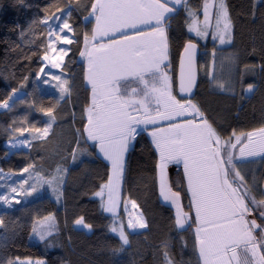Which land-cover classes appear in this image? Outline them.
<instances>
[{"label": "trees", "instance_id": "16d2710c", "mask_svg": "<svg viewBox=\"0 0 264 264\" xmlns=\"http://www.w3.org/2000/svg\"><path fill=\"white\" fill-rule=\"evenodd\" d=\"M94 2L0 0V103L9 101L14 89L22 93L0 111V164L10 172L9 178L0 181V195L11 200V204L0 201L4 220L0 264L17 257L45 259L48 264H166L165 251L173 264H203L185 172L178 168L168 175L170 188L179 193L182 208L190 216V223L180 229L174 208L161 200L159 156L145 130L136 133L126 155L119 214H107L104 199L96 195L107 185L111 168L85 131L91 88L86 84L80 52L84 37L91 35L94 26L89 18ZM226 4L233 27L228 46H218L211 30L205 42L190 32L193 19L203 15L205 0H183L166 22L173 96L187 101L177 87L176 70L185 44L193 40L201 53L192 101L222 141L232 137L236 143L233 132L239 136L264 127V0H226ZM65 20L72 31L60 33ZM56 34L67 35L73 42L56 41ZM51 41H56L57 50L64 47L67 52L60 71L43 60L45 46ZM53 75H60V80L52 79ZM64 80L68 83L63 84ZM61 88L69 89L63 98ZM17 125L24 129L21 137L26 146L10 151L4 145L5 131ZM245 141L242 136L241 144ZM241 144L231 150L233 164L247 181L251 195L264 199V155L243 160ZM57 167L66 171L61 173L62 183L51 191L41 182L43 177H53ZM25 168L29 171L24 172ZM12 187L16 193H11ZM249 206L257 223L264 224L259 215L264 208ZM134 214L142 215L146 228L127 227L129 215ZM81 218L83 224L77 225ZM120 222L128 236L127 245L111 231ZM34 226L49 234L41 240L33 232Z\"/></svg>", "mask_w": 264, "mask_h": 264}, {"label": "snow or ice", "instance_id": "6c2138e0", "mask_svg": "<svg viewBox=\"0 0 264 264\" xmlns=\"http://www.w3.org/2000/svg\"><path fill=\"white\" fill-rule=\"evenodd\" d=\"M169 3L179 5L182 0H95L93 3V12L99 13L96 16L97 26L93 30V40L98 38L103 40L110 31H119L120 28L137 29V25L149 26L151 32L147 34L146 39L133 40L120 49L99 43L93 51L87 53L89 68L86 79L92 86L93 98L92 105L88 109V125L85 126V131L89 139L99 142L100 150L112 162L113 173L118 177L123 171V152L134 139L137 126L154 122L148 107L153 99L157 109L163 103L165 109L170 110L160 113L161 119L168 120L172 114L184 116L191 109L189 114L193 115L194 119L172 125L163 142L156 133H153L154 143L160 150L161 194L164 195L165 200L171 199L175 203L179 193H172L168 188L163 170L169 160L177 162L182 160L188 189L191 192V204L196 211V220L198 224L203 225L196 230L199 256L203 264H264V224H258L255 219H247L253 211L249 204L261 209L264 208V199L257 200L251 195L247 181L233 164L231 151L237 144H241L243 136L247 142L241 144L240 157H253L264 153V127L256 130L262 138L259 142L254 140L253 132L241 133L239 136L233 132L236 143H232V137L222 141L212 123L197 105L190 100L181 103L171 95L170 78L161 70V65L167 60L168 52L166 21L174 12L173 8L168 7ZM212 6L215 8L216 19L214 36H218L220 42L224 43L226 38L231 39V19L226 0H212ZM208 9L209 3L205 0L203 30L200 27H190V30L195 31L198 36L207 34ZM65 29L68 32L72 31L67 20L59 29L60 33ZM53 35L54 33L50 31L49 37ZM56 41H63L65 44L73 42L67 35L59 34H56ZM56 41H51L45 46L43 57L52 68H59L64 56L67 55L64 47L57 50L54 46ZM87 42L86 36V45ZM194 49L195 45L191 43L185 47V52H189L186 87L184 60L181 59V91L191 92L195 83L190 51ZM49 51L53 55L50 56ZM81 55L85 53L82 52ZM145 74L151 77V84L145 78ZM130 77L135 78L142 87L132 88L130 92L126 90L124 95H120L121 83H127ZM52 79L60 80V76L53 75ZM157 81L160 82L161 87L156 86ZM45 83L48 81L45 80ZM67 83V80L63 81V84ZM220 87L223 88V85ZM248 90H252V85H249ZM15 91L14 89L13 92ZM68 92V88H61V98ZM0 107L7 108L8 102L0 103ZM141 109L144 119H138L133 114L139 113ZM50 128L51 124L43 130L44 136H47ZM257 143L258 148L250 147ZM31 167L30 165L29 168ZM23 171L28 172L29 169L25 168ZM63 171L66 170L57 167L56 174L44 183L49 185L62 183ZM111 185L110 176L108 184L103 187H108L111 193ZM31 187L34 191L35 185ZM166 188L169 194H165ZM10 191L16 193L17 189L12 187ZM30 194L31 192L25 193V195ZM96 195H102V192ZM109 199L111 201V196ZM0 201L11 204V200L4 195H0ZM132 204L133 207L136 206L135 201H132ZM113 209L114 206H106L104 210L113 212ZM259 215L264 219V210L259 211ZM183 216L184 219L181 218L180 213L177 214L178 226L182 227L187 219V214ZM75 223L82 225L83 218ZM3 226L4 220L0 217V227ZM127 227L143 229L147 224L141 215L135 221L129 219ZM123 228V225L119 228L114 226L111 231L118 232L122 245H127L129 240ZM33 232L39 235L41 240L49 234L38 230L36 226L33 227ZM164 255L166 264H173L167 251ZM7 264H32V262L17 257L15 260H9ZM35 264H44V262L36 261Z\"/></svg>", "mask_w": 264, "mask_h": 264}, {"label": "rangeland", "instance_id": "374dc122", "mask_svg": "<svg viewBox=\"0 0 264 264\" xmlns=\"http://www.w3.org/2000/svg\"><path fill=\"white\" fill-rule=\"evenodd\" d=\"M208 3H209V9H208L209 18H208L207 34L204 35V36H198L195 31L190 30V32L194 36L199 38L202 42H205L208 39V36H210V30H211L212 31V39L217 42L218 46H228V45H230L232 43V39H233L232 23H231V39L228 40L226 38L225 42L221 43L220 39L218 38V36H214V33L216 31V29H215V23H216L215 8L212 6V0H208ZM182 4H183V0H182V3L179 4L178 6H180V8H181ZM204 22H205V13L203 11V15L200 18L195 17L193 19V22H192L190 27H192V28L200 27L203 30ZM19 96L20 95H18V97ZM12 98H13V96H12ZM12 98H11L10 101H12ZM187 101H189V100H187ZM187 101H180V102L181 103H186ZM190 101L193 103L192 100H190ZM149 111H150L151 116L153 117L154 122L148 123V124H140V125H138L136 133L138 131L145 130L148 133L150 139L153 141V143H154L153 133H156L161 138V141L163 142V140L166 138L167 131L170 129V127L172 125L185 123L186 120L194 119L193 115L189 114V113H191V109L189 110V113H186L184 116H175L174 114H172L171 118L168 119V120L161 119V117L159 115L160 113H165L167 111H170L168 109H165L164 105H162V104L159 105L158 109H157V107L149 108ZM133 114L136 115L138 119H144V114H143V110L142 109L140 110L139 113H133ZM23 130L24 129L21 128V125H19V126L17 125V126L11 127L10 129H6V131H5V134H6V138L5 139H6V141H5L4 145L10 151H13L15 149L21 148L22 146L24 147L26 145V141L21 137V134H23L22 133ZM253 133H254V140L259 142L262 139L260 137L259 133L256 132V131L253 132ZM87 137H88V133H87ZM89 140H91L92 143H94V144L100 145L98 141H95V140H92V139H89ZM246 142L247 141H245V143ZM131 143H132V140L129 142L128 147H130ZM154 145L156 147L155 143H154ZM128 147H127V150H128ZM250 147L258 148L259 144L257 143L256 145H250ZM127 150L123 152V171L120 173V175L118 177L116 175H114V173H113L112 162L105 157V155H104V153L102 151L99 152L100 156L106 162H108L110 164V168H111L110 169V176L112 177V185H111L112 191H111V193H110L108 187H104V189L102 191V195H100V197H102L104 199L103 200V208L104 209H105L106 206H114L113 212H108V211H105V212L107 214H110V215L115 216V217L119 214L120 207H121L122 178H123V172H124V168H125V160H126ZM157 152H158V156H159V165L158 166H159L160 176H161V169H160L161 158H160V150L158 148H157ZM239 152H240V150H239ZM260 155H264V153H261V154H259L257 156H260ZM257 156L241 157V159L246 160V159L254 158V157H257ZM178 168H181V169L184 170V164H183L182 160H180L179 162H177L175 160H169L166 163V166H165L163 171H164V176H165L168 188H170L169 179H168L169 176L168 175H169V173L171 171L177 170ZM9 177H10V172L5 171L1 167V164H0V181L5 180V179H7ZM51 178L52 177H43L41 184L43 185V187H48L49 190L54 191V189L55 190L57 189V185L59 183H55V184H52V185L44 183L45 180H50ZM186 179H187V177H186ZM159 187H160L161 200L165 204H167V205H169V206L174 208L175 213H176V217H177V214L180 213L181 214V218L184 219L183 214H187V213L182 208V205H181V202H180V197L179 196L176 197L175 203H173V201L171 199L165 200L164 199V195L161 194V186L159 185ZM171 192L175 193L174 191H172V189H171ZM189 193H190V198H191L190 190H189ZM165 194H169L167 188L165 189ZM110 196H111V201L109 199ZM193 211H194V215L196 217V211H195L194 207H193ZM128 218L132 219L133 221H135V219L137 218V215L136 214L129 215ZM247 219H249V220L255 219V214H254L253 211L247 217ZM196 222H197V220H196ZM189 223H190V216H189V214H187V219H185V222H184L183 226L182 227L179 226V228L182 229V228L186 227ZM121 225H122V223L120 222V225H118L117 228H119ZM202 226L203 225H200V224L197 223L195 231L197 230L198 227H202ZM123 230H124V228H123ZM116 233L119 236L118 232H116ZM196 235H197V231H196ZM201 235H203V234H201ZM198 249H199V245H198ZM20 259L21 260H30L32 262V264H35L36 261H43L44 264H48L45 259H33V258H20Z\"/></svg>", "mask_w": 264, "mask_h": 264}, {"label": "crops", "instance_id": "0c3cea01", "mask_svg": "<svg viewBox=\"0 0 264 264\" xmlns=\"http://www.w3.org/2000/svg\"><path fill=\"white\" fill-rule=\"evenodd\" d=\"M95 3V2H94ZM168 7L170 8H173L174 9V12L170 14V16L172 14H174L176 12V10L178 8H180V6H178L177 4H174V3H169L168 4ZM99 15L98 12H93V9L91 11V14H90V17L91 19L94 20V26H93V29H92V33L90 36H87L88 38V42H87V45L85 43V37L83 39V46H82V50L80 52V58L82 59V61L85 62V79H86V75H87V72H88V68H89V63H88V55L87 53L89 51H93L95 47H97L99 45V43H103L104 45H110L113 49H120L124 46H126L127 44H129L130 42H132L133 40H141V39H146L147 38V34L149 32H151V28L149 26H146V25H137V29H131V28H120L119 31H110L108 36L103 38V40H100L99 38L97 40H93V30L96 28L97 26V21H96V16ZM169 24L166 22V32H167V38H168V52H167V60L164 61V63L161 65V70L167 74V76L170 78V90H171V95L173 96V93H172V81H171V75H170V63H171V55H170V44H169V31H168V27ZM85 53V55H81V53ZM49 55H53V53H51V51H49ZM58 58V56H57ZM44 60V59H43ZM64 62H65V58L63 59V62L61 63L60 67L59 68H52L49 64L48 61H45L44 60V63L46 65H48L50 68L54 69V70H57V71H60L64 65ZM60 76V75H59ZM145 78L149 80L150 84L152 83V79L151 77L148 75V74H145ZM86 84L91 88V104L90 106L87 108V112H86V116H87V119H88V109L91 107L92 105V98H93V93H92V86L91 84L88 82V80L86 79ZM156 86L157 87H161V84L159 81L156 82ZM142 85L135 79V78H129V81L127 83H121L120 85V95H124L126 90L127 92H130L132 88H141ZM22 93L20 92H14L13 93V98H12V101H7L8 102V107L7 108H4V107H0V111L1 110H6L8 109L13 100L18 97V95H21ZM17 95V96H16ZM139 98V97H137ZM177 100V99H176ZM163 105V103H161ZM160 104V105H161ZM149 108H154V107H157L156 103H155V99L152 100V102L148 105ZM88 125V124H87ZM86 136H87V132H86ZM87 139L89 140V138L87 137ZM91 141V140H89ZM92 142V141H91ZM132 145V143H131ZM130 145V147H131ZM26 146V145H25ZM24 146V147H25ZM23 147V146H22ZM96 147H97V151H98V154L100 155V145H97L96 144ZM128 147V150L129 148ZM157 149V147H156ZM127 150V152H128ZM110 165V164H109ZM158 175H159V185H160V170H159V166H158Z\"/></svg>", "mask_w": 264, "mask_h": 264}, {"label": "water", "instance_id": "95a60500", "mask_svg": "<svg viewBox=\"0 0 264 264\" xmlns=\"http://www.w3.org/2000/svg\"><path fill=\"white\" fill-rule=\"evenodd\" d=\"M189 43L195 45V49L190 50L191 54H192V72L194 73L195 83L192 86L191 92H186V91H181V59L183 58V60H184L185 87H186L187 86L189 52H185V47L188 46ZM200 53H201L200 45L193 40H189L185 44V46H184V48H183V50L179 56V59H178L177 70H176V83H177V87H178L180 93L187 100H192L196 95V90H197V86H198V82H199V57H200Z\"/></svg>", "mask_w": 264, "mask_h": 264}, {"label": "built area", "instance_id": "2783aa9c", "mask_svg": "<svg viewBox=\"0 0 264 264\" xmlns=\"http://www.w3.org/2000/svg\"><path fill=\"white\" fill-rule=\"evenodd\" d=\"M169 27V26H168Z\"/></svg>", "mask_w": 264, "mask_h": 264}]
</instances>
